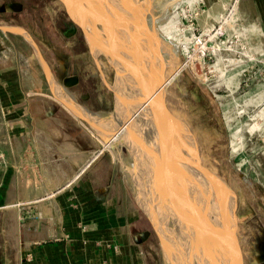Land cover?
I'll list each match as a JSON object with an SVG mask.
<instances>
[{
  "label": "rangeland",
  "instance_id": "rangeland-1",
  "mask_svg": "<svg viewBox=\"0 0 264 264\" xmlns=\"http://www.w3.org/2000/svg\"><path fill=\"white\" fill-rule=\"evenodd\" d=\"M64 4L82 18L78 30L95 43V57L103 58V73L119 97L116 112L101 123L102 158L88 173L98 185L111 182L121 213L135 208L144 264H233V237L240 264H264V0ZM19 20L45 30L46 19ZM4 132L0 118V143ZM137 140L154 143L149 147L156 151L145 146V153ZM4 165L0 157V173ZM196 184L209 189L201 188L202 206L195 203L206 211L202 226L185 200L195 198ZM209 200L212 209L204 204ZM8 230L14 234L13 226Z\"/></svg>",
  "mask_w": 264,
  "mask_h": 264
},
{
  "label": "crops",
  "instance_id": "crops-1",
  "mask_svg": "<svg viewBox=\"0 0 264 264\" xmlns=\"http://www.w3.org/2000/svg\"><path fill=\"white\" fill-rule=\"evenodd\" d=\"M39 17L43 32L19 20ZM102 59L60 0H0L2 264H144L135 208L121 213L111 182L88 173L102 158V120L119 105ZM56 85L91 115L69 108Z\"/></svg>",
  "mask_w": 264,
  "mask_h": 264
},
{
  "label": "bare ground",
  "instance_id": "bare-ground-1",
  "mask_svg": "<svg viewBox=\"0 0 264 264\" xmlns=\"http://www.w3.org/2000/svg\"><path fill=\"white\" fill-rule=\"evenodd\" d=\"M62 1H64L65 3H67V0H62ZM114 1V0H113ZM129 1V0H128ZM69 2V1H68ZM132 3V2H131ZM134 5V4H133ZM130 6V5H129ZM154 9V8H153ZM134 10V9H133ZM132 10V11H133ZM136 13V12H135ZM136 15V14H135ZM132 16V15H131ZM142 16V15H141ZM139 17V16H138ZM167 35V34H166ZM172 36V35H171ZM169 37V36H168ZM156 39V38H155ZM157 40H158V38H157ZM160 40V39H159ZM168 40H170V39H168ZM170 42V41H169ZM154 43V42H153ZM163 43V42H162ZM161 43V44H162ZM159 44H160V42H159ZM173 45V44H172ZM154 46V45H153ZM152 46V48H154ZM149 53V52H148ZM173 53V52H172ZM157 54V53H156ZM166 54V53H165ZM169 54V53H168ZM154 55V54H153ZM171 55V57H170V59L172 58V57H175V55H172V54H170ZM149 57V56H148ZM167 58V57H166ZM176 59V58H175ZM156 60V59H155ZM173 60V59H172ZM155 62V61H154ZM173 63V62H172ZM174 63H176V61H174ZM172 65V64H171ZM174 66V65H173ZM169 69H171V68H169ZM174 69V68H173ZM177 69V71H178V73H179V67H177L176 68ZM172 70V69H171ZM131 71V70H130ZM148 71V70H147ZM176 85V84H175ZM61 87V86H60ZM59 88V86L58 85H56L55 86V90H56V94H57V96L59 97V98H61L60 100L61 101H63L67 106H69V108H72V110L74 111V112H76V113H78V114H80V115H83V116H90L91 114L89 113V112H87L85 109H83L81 106H79L78 105V103L77 102H75V100L73 99V97L68 93V92H64L65 90L63 89V88H61L63 91L62 92H60L61 91V89L59 90L58 89ZM129 91V90H128ZM134 94V93H133ZM132 94V95H133ZM148 94V93H147ZM134 96V95H133ZM132 99H135V98H132ZM128 104V103H127ZM154 109V108H153ZM93 115V114H92ZM95 115V114H94ZM154 121V120H153ZM138 136V135H137ZM138 140H139V138H137ZM137 140V144L140 146L139 148H142L143 147V151H145V153H146V149H147V151H148V149H149V151L148 152H154V151H156L155 149H153V150H151L152 148H153V145H154V143H153V145H152V143H150V142H148L147 144H145L144 145V143H142V141L140 142V141H138ZM154 141V140H153ZM123 142V141H122ZM149 143L152 145V147H151V149H150V147H149ZM145 146L147 147L146 149H145ZM156 146H157V144H156ZM155 146V147H156ZM162 147V146H161ZM138 147L136 146V149H137ZM163 149H165V148H163ZM162 151V150H161ZM166 151V150H165ZM184 151V150H183ZM182 158H184V157H182ZM186 158H187V156H186ZM180 159V158H179ZM146 160H147V156H146ZM183 160V159H182ZM184 161V160H183ZM181 162V161H180ZM186 162V161H185ZM184 162V164H186ZM180 164V163H179ZM237 166H239L240 168H242L241 167V165L240 164H236ZM181 166V165H180ZM183 167H185L184 165H183ZM187 167H188V164H187ZM172 169V168H171ZM188 169V168H187ZM150 170H151V168H150ZM181 170V169H180ZM163 171H167V170H163ZM134 172H135V170H134ZM137 173V172H136ZM150 173V172H149ZM146 174V173H145ZM189 174V173H188ZM167 175V174H166ZM187 175V174H186ZM159 176H160V174H159ZM158 176V178H160L159 179V181L157 182V185H160V186H162V184H163V180L161 181V177H159ZM163 176V175H162ZM184 176H185V174H184ZM149 177V174L147 173V177L146 178H148ZM188 177V176H187ZM191 177V176H190ZM189 177V178H190ZM164 178V177H163ZM162 178V179H163ZM185 180H186V177H185ZM184 180V181H185ZM187 181V180H186ZM192 182H194V181H192ZM190 183H191V181H190ZM153 183L151 182V185H152ZM190 185V184H189ZM192 185V184H191ZM187 186V185H186ZM193 187V186H192ZM221 187H223V186H221ZM152 188H153V185H152ZM156 190H157V188H155ZM162 188L160 187V190H161ZM186 189V188H185ZM194 189V188H193ZM224 189V188H223ZM191 190V189H190ZM164 191H166V190H164ZM164 191H163V193H164ZM200 191H202V190H198V192H197V190H196V192H195V195L196 196H194L195 198H196V200H195V198L194 199H192L191 198V201H189L187 198L185 199L186 200V205H188L189 206V204H190V207H187V209L189 210V211H192L191 213H194V215H195V218H194V220H196L197 221V223L199 222V224L201 225V223L200 222H202L203 220L205 221V223L208 221V220H205L206 218H207V216H206V211L205 212H203L201 209H200V207H197V205H195V203H196V201H197V204L198 203H200L201 204V200L202 201H204L203 199H200L201 198V195L200 194H202V192H200ZM149 192V191H148ZM157 192V191H156ZM161 192V191H160ZM191 192H192V190H191ZM158 193V192H157ZM166 193V192H165ZM190 193V192H189ZM158 195V194H157ZM198 195H200V196H198ZM226 196V195H225ZM208 197V196H207ZM199 198V200H197ZM205 200H207V199H205ZM200 201V202H199ZM213 202V201H212ZM142 203V202H141ZM203 203V202H202ZM217 203V202H216ZM204 204H206L207 205V208L206 209H208V207L210 208V209H212L213 207L212 206H210V205H212L211 203H210V200H209V203H208V201H205V203ZM215 204V202L213 203V205ZM216 205H218V203L216 204ZM144 206V205H143ZM201 206H202V204H201ZM206 207V206H205ZM204 207V208H205ZM212 207V208H211ZM217 207H219V206H217ZM221 207V206H220ZM145 208V207H144ZM203 208V207H202ZM155 209V208H154ZM205 209V210H206ZM209 209V210H210ZM215 209V208H214ZM223 209V208H222ZM204 210V209H203ZM149 211V210H148ZM188 212V211H187ZM208 212H211V211H208ZM222 212H224L223 210H222ZM155 214V213H154ZM189 214V213H188ZM220 214H221V212H220ZM187 215V214H186ZM193 216V215H192ZM219 222V221H218ZM219 223H221V222H219ZM223 223V222H222ZM230 225H231V218L229 217V219H228V228H229V230L231 231V227H230ZM202 226V225H201ZM221 227V226H220ZM219 227V228H220ZM198 228H200V227H198ZM223 232V231H222ZM220 233V239H221V235L223 234V233ZM163 234H164V232H163ZM214 235V234H213ZM217 235V234H216ZM198 236H201V234H199ZM214 238H215V236H214ZM164 239V238H163ZM199 239H201V238H199ZM217 239H219V237L217 238ZM222 239H223V237H222ZM222 239H221V241H222ZM198 240V239H197ZM226 240V239H225ZM232 253L234 254V261H233V264H240V262H239V256H238V251H237V247H236V241H235V238L233 237L232 239ZM213 241V240H212ZM220 241V242H221ZM217 242V241H216ZM223 242V241H222ZM221 242V243H222ZM225 242V241H224ZM167 244V243H166ZM169 245V244H168ZM226 245V244H225ZM171 248V247H170ZM230 253V252H229ZM189 255V254H188ZM187 256V255H186ZM172 257V256H171ZM197 258V257H196ZM174 260V259H173ZM170 261V260H169ZM196 262V261H195ZM173 264V263H172Z\"/></svg>",
  "mask_w": 264,
  "mask_h": 264
},
{
  "label": "flooded vegetation",
  "instance_id": "flooded-vegetation-1",
  "mask_svg": "<svg viewBox=\"0 0 264 264\" xmlns=\"http://www.w3.org/2000/svg\"><path fill=\"white\" fill-rule=\"evenodd\" d=\"M81 37L85 40V42H86V44H88V42L86 41V39L84 38V35L82 34L81 35ZM89 45V44H88ZM179 117V116H178ZM190 118H191V115H190ZM191 122H192V120H191ZM182 125V124H181ZM192 126H193V130H194V132H195V135H196V137H197V139H198V141H199V144H200V148H201V150H202V154H204V156H206L205 155V151H204V149H203V147H202V145H201V142H200V138L198 137V135H197V132L195 131V129H194V125H193V122H192ZM182 127L183 128H181V127H179L180 129H184V126L182 125ZM181 136V135H180ZM181 143H183L184 145H186V143H188L187 141H186V139L184 138V136H182L181 137ZM194 159H195V162H197L196 163V173H198V171H199V166H200V164H199V159H198V157H197V154L194 152ZM217 177V176H216ZM221 181H223L222 179H220ZM223 183L226 185V183L223 181ZM195 186H198V187H196V189H195V192H196V190H197V192H198V190L200 189V190H202V189H204L205 190V193L206 192H208L209 191V189H208V187H206V189H205V187L204 186H200L201 188H199V185H195ZM226 187L228 188V190H230L231 191V189L229 188V186L228 185H226ZM198 188V189H197ZM202 192H203V190H202ZM207 194V193H206ZM237 197V196H236ZM206 199V198H205ZM238 201H239V199H238ZM240 204V203H239ZM240 210H241V208H240ZM236 211H237V203H235V206H234V208L232 209V211H231V214H230V218L236 213ZM242 212V211H241Z\"/></svg>",
  "mask_w": 264,
  "mask_h": 264
},
{
  "label": "water",
  "instance_id": "water-1",
  "mask_svg": "<svg viewBox=\"0 0 264 264\" xmlns=\"http://www.w3.org/2000/svg\"><path fill=\"white\" fill-rule=\"evenodd\" d=\"M77 1H80V0H77ZM60 2H61V4L63 5V7L65 8V10H66V12L68 13V15L70 16V18L72 19V22L74 23V25H75V27H76V29H77V31L79 32V34H81V32L78 30V22H79V19L81 20L82 18H79V17H76V18H78V19H75L74 18V15L75 16H77V14L74 12V11H72V9H70V8H68V7H66L65 6V4H64V2L62 1V0H60ZM78 14H81L82 15V13L80 12V13H78ZM153 29H155L156 30V28L155 27H153ZM82 35V34H81ZM84 38L86 39V41L88 42V44L90 45V47H91V49L94 51L95 49V43H91V41L89 40V39H87L85 36H84ZM103 73V72H102ZM103 75V79H104V81H106V84H107V86H108V88L110 89V90H112V86H110V84L108 83V78H107V75H106V73H103L102 74ZM158 87H159V85H158ZM157 90V89H156ZM115 97H116V100L117 101H119V97H118V95L115 93ZM177 97V96H176ZM178 98V97H177ZM118 129V128H117ZM118 131V130H117ZM120 132V131H119ZM155 225V224H154ZM155 228H157V226L155 225Z\"/></svg>",
  "mask_w": 264,
  "mask_h": 264
},
{
  "label": "built area",
  "instance_id": "built-area-1",
  "mask_svg": "<svg viewBox=\"0 0 264 264\" xmlns=\"http://www.w3.org/2000/svg\"><path fill=\"white\" fill-rule=\"evenodd\" d=\"M83 229H84V227H83ZM116 248V247H115Z\"/></svg>",
  "mask_w": 264,
  "mask_h": 264
}]
</instances>
